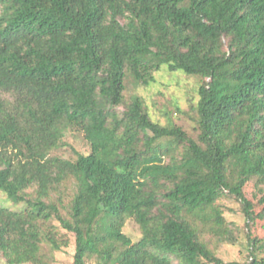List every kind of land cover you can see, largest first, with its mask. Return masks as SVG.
Instances as JSON below:
<instances>
[{
  "label": "trees",
  "instance_id": "1",
  "mask_svg": "<svg viewBox=\"0 0 264 264\" xmlns=\"http://www.w3.org/2000/svg\"><path fill=\"white\" fill-rule=\"evenodd\" d=\"M0 2V91L13 98L0 100V191L25 205L0 207L5 261L44 264V243L66 247L54 221L74 236V264H221L199 239L223 226L217 201L264 219L243 194L264 179V0ZM162 68L200 79L196 139L153 122L139 97L116 111L127 74L147 86ZM69 128L90 152L51 156ZM68 179L64 216L49 198Z\"/></svg>",
  "mask_w": 264,
  "mask_h": 264
},
{
  "label": "rangeland",
  "instance_id": "2",
  "mask_svg": "<svg viewBox=\"0 0 264 264\" xmlns=\"http://www.w3.org/2000/svg\"><path fill=\"white\" fill-rule=\"evenodd\" d=\"M199 84L198 77L187 76L181 72H169L166 68L154 73V81L147 86L135 83L133 78L127 74L124 79V103L116 111L122 113L131 98L139 97L153 122L161 126L179 127L190 138L196 139L198 130L193 108L198 100ZM12 99L9 93L0 91V100L11 102ZM61 143L60 148L51 151V156L73 161L78 154L87 155L90 152V146L85 140L83 132L75 128L66 130ZM165 162L168 160L165 159ZM74 190V181L68 179L50 194L49 200L58 205L64 216L67 214ZM34 191L35 187L27 190L33 195ZM243 194L252 203L254 213L258 214L264 207V204L259 202L264 194V179L251 177L243 187ZM216 206L221 212L223 226L216 230V226L210 221L199 234V239L204 244L207 253L220 260L221 264H249L252 261L251 241L255 239L257 242L253 255L258 264H264V219L256 218L254 221H247L240 203L228 195L222 196ZM0 207L15 212L25 209L24 204L12 203L1 191ZM48 224L52 225L57 234L66 239L68 244L59 251H52L44 243L42 245V252L45 255L44 264H74V236L61 230L54 221ZM122 233L132 242L138 241L141 237V230L133 219L124 221ZM0 264H8L1 252ZM85 264H97V259L88 258L85 260Z\"/></svg>",
  "mask_w": 264,
  "mask_h": 264
}]
</instances>
